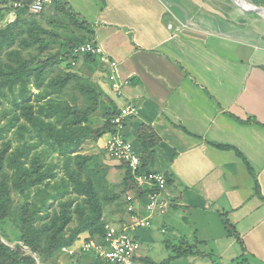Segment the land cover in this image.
Listing matches in <instances>:
<instances>
[{"label":"crops","instance_id":"1","mask_svg":"<svg viewBox=\"0 0 264 264\" xmlns=\"http://www.w3.org/2000/svg\"><path fill=\"white\" fill-rule=\"evenodd\" d=\"M261 7L253 0H101L92 13L98 20L88 22L93 26L83 34L82 44L88 37L95 40L117 62L120 92L112 89L110 67L97 58L106 101L118 110L138 108L125 128L135 136L145 124L162 139L146 171L169 180L164 216L182 206L194 208L201 223L214 218L227 242L218 255L222 264L223 254L235 247L224 216L238 232L243 254L252 256V264H264ZM253 12L262 16L251 18ZM126 214L123 224L133 223ZM140 251V263L155 264ZM85 254L94 258L91 264H101L93 253Z\"/></svg>","mask_w":264,"mask_h":264},{"label":"trees","instance_id":"2","mask_svg":"<svg viewBox=\"0 0 264 264\" xmlns=\"http://www.w3.org/2000/svg\"><path fill=\"white\" fill-rule=\"evenodd\" d=\"M23 3V9L14 10L16 20L6 28L0 29V105L2 101L8 103L13 113L6 126H1L0 120V224L12 216L14 207L12 189H16L24 201L18 210L21 234L19 243L12 248L0 238V264H38V259L43 264H50L59 256L62 248L76 245L78 234L90 231L92 236L100 238L105 234L104 228L109 221L104 218L101 196L94 182L82 178V174L88 172L89 168L87 159L80 156V150L85 139L92 138L96 141L113 131L112 121L118 116L119 110L111 101H106L107 96L98 85L82 91L89 97L87 108L69 105L59 97L58 100L52 99L55 90H58L59 95L70 82L75 78L79 79L78 76L71 74L52 81L48 84L52 91L42 94L46 80L56 65L67 64V68L72 69L77 66L80 59H83V65L88 66L92 72L96 71L98 57L75 56L76 48L82 44L76 38V31L80 30V33L84 34L92 26L73 10L68 0H54L39 14L29 11V5L33 0H23ZM59 15L62 21L58 19ZM44 24H49L52 28L47 29ZM86 40L89 42L91 38L88 37ZM57 41L61 42L66 50L64 53L48 57L47 52ZM33 48L38 49V56L26 59L22 50ZM31 88L37 89L39 93L33 95ZM100 109L104 112L105 123L101 128L93 129L89 123ZM16 126L24 132H29L32 137L36 136L39 142L35 144L25 142L11 153V143L2 141L6 130ZM135 137L142 149L140 152L142 166L146 168L162 139L151 126L145 124L137 129ZM38 146H46L45 152L31 157L32 151ZM48 152L58 153L64 158V170L68 172L70 178V182H64L65 186L59 192L69 193L71 189L73 193L83 198L82 203L76 205L80 225L70 236H67V229L74 219L73 202L66 203L60 211L53 210L52 215L47 216L45 211L50 209L49 202L58 200L55 190L48 188V184L46 189L37 192L33 202H29L33 188H39L54 178V175L47 171L44 161V153ZM74 163L78 170L72 171ZM120 167L126 170L123 194L129 192L139 194L127 165L120 164ZM10 170L15 174L13 188L9 185ZM37 200L40 202H36ZM224 225L242 244L238 232L229 220L225 219ZM176 251L175 258L186 255L202 256L192 245H188L186 249L179 246Z\"/></svg>","mask_w":264,"mask_h":264},{"label":"rangeland","instance_id":"3","mask_svg":"<svg viewBox=\"0 0 264 264\" xmlns=\"http://www.w3.org/2000/svg\"><path fill=\"white\" fill-rule=\"evenodd\" d=\"M253 1L264 7V0ZM69 2H71L73 9L81 14L83 19L87 20L88 22H92L94 19L98 20L99 17H93L92 13H94L95 10L94 6H99L101 4V0H69ZM0 4V10H2V12H0V29H3L16 20L17 15L14 13L15 8L23 9L24 5L23 2L19 0H0ZM20 4L22 7H18ZM241 4L244 6L243 2H241ZM255 7L251 9H256ZM98 12L96 11V14ZM257 16L261 17L262 15L260 13L253 12L252 16L250 17L257 18ZM58 19H61L62 21V17L60 15ZM169 19L171 18L169 17ZM44 26L47 29L52 28L49 24H44ZM84 37L85 35L81 34L80 30L76 31V38L79 39L78 41L80 43L84 42ZM226 46L227 45L223 44L220 48L225 51ZM65 50L66 48L61 45V42L57 41L52 44L51 49L47 52V56L49 57L55 54H61L62 52L64 53ZM22 54L26 59H30L38 56L39 51L35 48L27 49L22 50ZM3 55L4 54H2V56ZM82 62L83 59H80L77 66L73 67L72 69L67 68V64L56 65L55 69L46 80L42 94L52 91V89L48 88V84H50L52 81L65 77L67 74L78 76L79 79L75 78L72 82H70L61 94L58 95V90H55V93L51 96V98L58 100L59 97L66 101L69 105L77 106L79 108H87L89 106V97L87 93L83 94L82 91L92 89L93 85H98V78L100 77L101 73H99V71L92 72L90 68L86 65H83ZM31 92L33 95L39 93L37 89L33 88H31ZM12 115L13 113L11 111V106L8 103L6 104L4 101H2L0 105L1 126L4 127L9 124L10 120L12 119ZM104 118V112L100 109L91 118V122L89 123L91 128H101L105 123ZM124 133L126 134L124 135ZM109 134L110 133H108V135H104L101 139L96 141H94L92 138L85 139L82 149L80 150V156L87 159L89 171L82 174V178L83 180L91 179L97 187L99 195L101 196L104 218L107 221L117 224L118 227L123 228L124 225L122 224L127 216V209L124 203L125 194H123V179L126 170L120 167L121 163L113 162L107 157L105 143L111 137ZM122 134L127 139V141L134 144L138 152L142 151L137 141H135L136 138L131 132L129 126L125 128ZM104 140H106V142H104ZM2 142L11 143L12 153L25 142L35 144L38 143L39 140L36 136L32 137L29 132H24L20 130L18 126H16L6 130L5 137ZM45 149L46 146H38L32 151L31 157L35 154H41L45 152ZM44 161L46 162L47 171H49L50 174H53L54 178L46 181L45 185H42L39 188H33L29 202H33V200L36 199L35 195L39 190L46 189V184H48V188L55 190V194L58 197V200H51L49 202L50 209L45 211L47 216H51L53 210L60 211V209L66 205V203L73 202L72 216L74 219L72 224L67 229V236H70L80 225L78 213L76 211V205L82 203L83 198L78 196L76 193H73V190L71 189L69 193L59 192V190L65 186L64 182H70V178L67 174L68 172L64 170V158L60 157L58 153L48 152L44 153ZM150 166L151 164H149L148 167ZM73 170H78V167L75 163L72 164V171ZM143 171L146 172V168L143 167ZM14 177V171L10 170L8 178L10 188H13ZM179 189L181 193L184 191L183 187H179ZM11 197L14 201L12 216L0 224V238L4 242L9 243L13 248L17 246L21 236L18 210L24 201L16 189H12ZM36 202H40V200H37ZM192 211H194V208L190 211L189 209L182 206L178 207L177 209H171L170 214H173V216L169 215L164 217H155L153 219V225L150 229H139L134 234V237H137L139 243L141 244L140 254L152 258L155 264H215V262L217 264H222L218 255L220 253V248L224 249L227 246V242L226 240L220 238V226L215 224L214 218H212L211 223H201L199 213H194ZM138 214L140 219H145L148 217L145 204L142 205ZM225 217L227 216H224V219H226ZM227 218L229 219V217ZM163 229L166 231V233L162 232ZM179 236H183L182 239H180ZM77 239L78 242L76 241V246L71 247V251L73 252L74 250L75 252L78 250L75 255H70V253L66 254L60 251L59 256L50 264H91L93 262L92 260H94L92 255L89 256L85 254L82 250H80V248H82L84 243L88 242L100 244L102 237L100 238L98 236H92L90 231H86L84 233L78 234ZM186 240L188 241V244H184V241ZM231 240H233L235 247L231 249V253L223 254V261L226 264H252V256L249 254H243V252H245L243 245H238L235 238H232ZM179 244L181 249H186L188 245L194 246V250L200 252L202 256L186 255L182 258H175L177 255L176 249L178 248ZM259 251L261 253L263 252V249L260 248ZM88 256L91 260L88 258ZM37 262L38 264H43L39 259Z\"/></svg>","mask_w":264,"mask_h":264},{"label":"built area","instance_id":"4","mask_svg":"<svg viewBox=\"0 0 264 264\" xmlns=\"http://www.w3.org/2000/svg\"><path fill=\"white\" fill-rule=\"evenodd\" d=\"M19 1L23 2V0ZM53 1L33 0V3L29 5V11L39 14ZM18 7H22V5L20 4ZM172 28L173 25L170 24L169 29ZM77 55H90L100 58L103 64H107L110 67L108 77L112 84V89L116 92L121 91V85L118 83L117 62L107 57L95 40L79 45L75 50V56ZM137 114L138 108L134 104L121 108L118 116L112 121L113 131L111 132V137L105 143L108 158L127 165L140 193L129 192L125 195L127 213L132 217L134 223H124L122 224L124 227L120 228L111 221L106 222L105 234L100 244L88 242L84 243L82 248H80L84 253H93L96 260L101 264H141L138 255L141 244L134 237V234L139 229H150L155 216L166 215L170 207V203L165 197L168 188L166 176L159 172L143 171L140 153L136 150L134 144L127 141L122 134L126 122L136 117ZM143 204L146 205L148 217L140 219L138 212ZM71 247H64L61 252L75 255L78 250L73 252Z\"/></svg>","mask_w":264,"mask_h":264},{"label":"water","instance_id":"5","mask_svg":"<svg viewBox=\"0 0 264 264\" xmlns=\"http://www.w3.org/2000/svg\"><path fill=\"white\" fill-rule=\"evenodd\" d=\"M262 11L264 12V10L262 9Z\"/></svg>","mask_w":264,"mask_h":264},{"label":"bare ground","instance_id":"6","mask_svg":"<svg viewBox=\"0 0 264 264\" xmlns=\"http://www.w3.org/2000/svg\"><path fill=\"white\" fill-rule=\"evenodd\" d=\"M246 5H248V4H246Z\"/></svg>","mask_w":264,"mask_h":264}]
</instances>
